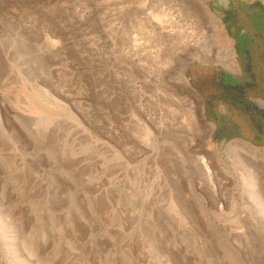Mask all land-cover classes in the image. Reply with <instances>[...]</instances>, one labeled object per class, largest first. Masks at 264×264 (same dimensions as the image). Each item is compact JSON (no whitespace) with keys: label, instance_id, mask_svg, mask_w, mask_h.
<instances>
[{"label":"rangeland","instance_id":"374dc122","mask_svg":"<svg viewBox=\"0 0 264 264\" xmlns=\"http://www.w3.org/2000/svg\"><path fill=\"white\" fill-rule=\"evenodd\" d=\"M259 21L264 0H0V264H264V76L236 52Z\"/></svg>","mask_w":264,"mask_h":264},{"label":"flooded vegetation","instance_id":"af4514ba","mask_svg":"<svg viewBox=\"0 0 264 264\" xmlns=\"http://www.w3.org/2000/svg\"><path fill=\"white\" fill-rule=\"evenodd\" d=\"M259 18V17H258ZM256 23V22H255ZM244 29L246 30L247 36L244 38H241L239 41H237L236 44V52L241 60L243 62L242 64V71L243 73H246L248 70V67H250L249 72L250 74H256V71L258 70L260 74L264 76V62L261 60V57L264 56V22L259 21L255 25L248 24L244 26ZM254 56L256 58L257 63L255 64V67H251L250 59ZM260 58V59H259ZM256 70V71H255ZM247 72L246 74H249ZM197 77V76H196ZM209 77H202L201 81H205ZM216 82L219 83V90L227 89L231 91V95L234 98L241 99L243 94V101L246 103H249V96L251 95V92H247L251 81L248 79L239 80L236 79L233 75L227 74L224 72H218L216 76ZM226 85V86H225ZM259 86V85H257ZM224 111L227 112L226 114H221L220 112H213L212 118H210L211 121L219 124V125H228L229 123H234L238 126L237 123L242 122L239 118V110H237V107H231L229 105H226L225 103L222 104ZM237 106V104H236ZM233 115L235 119H229L230 115ZM258 137L255 135H252L250 139L252 142L254 139Z\"/></svg>","mask_w":264,"mask_h":264},{"label":"water","instance_id":"95a60500","mask_svg":"<svg viewBox=\"0 0 264 264\" xmlns=\"http://www.w3.org/2000/svg\"><path fill=\"white\" fill-rule=\"evenodd\" d=\"M191 71L193 73L192 75L193 80H196L197 78L195 73H197L199 76H202V77H207L208 75L212 73L211 68L202 67V66H192Z\"/></svg>","mask_w":264,"mask_h":264},{"label":"bare ground","instance_id":"6f19581e","mask_svg":"<svg viewBox=\"0 0 264 264\" xmlns=\"http://www.w3.org/2000/svg\"><path fill=\"white\" fill-rule=\"evenodd\" d=\"M166 23V22H165ZM160 24H161V22H160ZM199 41V40H198ZM202 42V41H201ZM220 42V41H219ZM222 43L223 42H225V40H222L221 41ZM221 43V44H222ZM203 44V43H202ZM192 47H194V48H200L201 47V43L200 42H196V41H194V42H192ZM227 53L229 54V56L232 58V59H234L235 58V55H234V53H233V51L232 50H230V49H228L227 50ZM264 160V159H263ZM263 166H264V161H263ZM263 173H264V171H263ZM259 181V186H260V188H261V190H262V192H264V181H260V180H258ZM257 182V177L256 178H254V183H256Z\"/></svg>","mask_w":264,"mask_h":264}]
</instances>
